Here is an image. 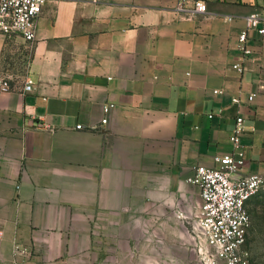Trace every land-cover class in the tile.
I'll use <instances>...</instances> for the list:
<instances>
[{"label":"crops","instance_id":"0c3cea01","mask_svg":"<svg viewBox=\"0 0 264 264\" xmlns=\"http://www.w3.org/2000/svg\"><path fill=\"white\" fill-rule=\"evenodd\" d=\"M204 1L205 14L177 0L45 5L33 90L17 79L0 91V264L193 253L201 198L188 179L232 149L238 114L243 171L264 172V36L252 33L244 72L232 66L244 18L264 0ZM10 45L0 34V67Z\"/></svg>","mask_w":264,"mask_h":264},{"label":"built area","instance_id":"2783aa9c","mask_svg":"<svg viewBox=\"0 0 264 264\" xmlns=\"http://www.w3.org/2000/svg\"><path fill=\"white\" fill-rule=\"evenodd\" d=\"M51 0H0V34L12 44L21 39L27 45L28 57L24 60L26 72L22 76L23 92L32 91L34 82L29 75L31 51L36 39L37 21L45 5ZM191 4L188 5V2ZM178 9L192 14L208 12L204 0H177ZM230 19V17H229ZM264 36V8L248 14L244 18V28L237 37L239 58L232 66L244 72L246 63L254 60L253 46L249 42L252 33ZM6 58V57H5ZM6 58L0 67V91H10L17 75L4 67L9 63ZM220 92L218 90L214 91ZM256 93L247 96L252 101ZM232 103H242L239 96ZM114 104H106L107 113ZM209 117H213L210 114ZM107 117L102 119L107 123ZM82 129V124L76 125ZM247 130L245 117L238 114L230 141L232 149L215 157V165L198 164L188 179L200 188L201 204L197 213L196 246L203 257V264H249L248 251L245 249L252 226L249 210L250 202L264 188V172L245 173L247 146L243 136ZM1 237V232H0Z\"/></svg>","mask_w":264,"mask_h":264},{"label":"rangeland","instance_id":"374dc122","mask_svg":"<svg viewBox=\"0 0 264 264\" xmlns=\"http://www.w3.org/2000/svg\"><path fill=\"white\" fill-rule=\"evenodd\" d=\"M25 45L27 44L19 41L10 45L9 49H11L6 52L10 64L4 63V67L16 74L20 81L26 72L24 60L29 53ZM249 210L252 226L245 246L249 255V264H264V188L252 199ZM195 234L196 231H193L194 238ZM194 241L189 245L195 248L193 253L189 250L184 255H136L134 264H203V257L196 246V238Z\"/></svg>","mask_w":264,"mask_h":264}]
</instances>
